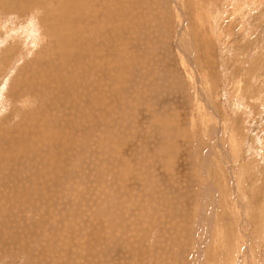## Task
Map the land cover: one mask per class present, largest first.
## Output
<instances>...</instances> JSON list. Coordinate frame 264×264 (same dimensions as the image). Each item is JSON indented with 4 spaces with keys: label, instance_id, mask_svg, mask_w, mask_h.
I'll use <instances>...</instances> for the list:
<instances>
[{
    "label": "rangeland",
    "instance_id": "374dc122",
    "mask_svg": "<svg viewBox=\"0 0 264 264\" xmlns=\"http://www.w3.org/2000/svg\"><path fill=\"white\" fill-rule=\"evenodd\" d=\"M0 155V264H264V0H0Z\"/></svg>",
    "mask_w": 264,
    "mask_h": 264
},
{
    "label": "bare ground",
    "instance_id": "6f19581e",
    "mask_svg": "<svg viewBox=\"0 0 264 264\" xmlns=\"http://www.w3.org/2000/svg\"><path fill=\"white\" fill-rule=\"evenodd\" d=\"M90 23V22H89ZM64 25V24H63ZM90 27V26H89ZM100 28V27H99ZM82 29V28H81ZM101 29V28H100ZM24 31V30H23ZM69 31V30H68ZM76 31V30H75ZM74 32V31H73ZM14 33H16V32H14ZM2 35V34H1ZM4 37V36H3ZM82 37V36H81ZM70 43V42H69ZM76 43V42H75ZM67 45V44H66ZM102 45V44H101ZM105 45V44H104ZM61 46H63V45H61ZM72 46V45H71ZM80 46V45H79ZM107 47V46H106ZM122 49V48H121ZM68 50V49H67ZM82 50V49H81ZM97 51V50H96ZM99 52V51H98ZM74 53V52H73ZM84 53V52H83ZM97 53V52H96ZM78 54V53H77ZM83 55V54H82ZM94 55V54H93ZM95 56V55H94ZM77 57V56H76ZM89 57V56H88ZM78 63V62H77ZM78 68V67H77ZM95 69V68H94ZM81 70V69H80ZM42 72V71H41ZM50 75V74H49ZM48 77V76H47ZM51 78V77H50ZM64 79H65V77H64ZM50 80V79H49ZM45 82V81H44ZM49 83V82H48ZM35 86V85H34ZM70 87H72V86H70ZM75 87V86H74ZM73 87V88H74ZM85 87V86H84ZM98 88V87H97ZM115 90V89H114ZM92 103V102H91ZM91 105V104H90ZM93 105H94V102H93ZM90 107V106H89ZM75 108V107H74ZM77 108V107H76ZM75 108V109H76ZM90 108H93V107H90ZM99 108V107H98ZM59 109V108H58ZM64 109V108H63ZM89 109V108H88ZM87 110V109H86ZM57 111V110H56ZM73 112H74V110H72ZM71 111V112H72ZM78 111V110H77ZM89 111V110H88ZM66 112V111H65ZM60 113V112H59ZM87 114H88V112H86ZM58 114V113H57ZM83 114V113H82ZM85 114V113H84ZM90 114V113H89ZM78 115H80V114H78ZM91 115V114H90ZM92 115H93V113H92ZM38 116V115H37ZM75 118V117H74ZM36 121V120H35ZM32 122V121H31ZM68 124V123H67ZM69 124H70V122H69ZM70 126V125H69ZM16 128H18V127H16ZM57 128V127H56ZM71 128H72V126H71ZM18 129H20V128H18ZM50 130V129H49ZM6 131V130H5ZM54 132V131H53ZM55 132H56V130H55ZM51 133V132H50ZM46 134V133H45ZM49 134V133H48ZM70 134V133H69ZM41 135V134H40ZM48 136V135H47ZM64 136H65V134H64ZM64 136H62V138L64 137ZM7 139H8V137H6ZM56 138H58V137H56ZM3 139V138H2ZM51 139V138H50ZM67 139V138H66ZM71 139V138H70ZM69 139V140H70ZM9 140V139H8ZM39 140V139H38ZM59 140V139H58ZM10 141H13L12 139L10 140ZM50 141V140H49ZM52 141V140H51ZM58 142V141H57ZM65 142H66V140H65ZM64 142V143H65ZM12 143V142H11ZM62 143V142H61ZM21 144V143H20ZM66 144H67V142H66ZM12 145V144H11ZM57 145V144H56ZM55 145V146H56ZM59 145H60V142H59ZM27 146V145H26ZM28 149H30V148H28ZM14 150V149H13ZM20 150V149H19ZM33 150V149H32ZM70 150V149H69ZM68 150V151H69ZM26 151V150H25ZM24 155V154H23ZM4 157H5V155H0V160H2L3 161V159H4ZM51 158H52V156H51ZM28 161V160H27ZM1 162V161H0ZM9 162V161H8ZM4 167V166H3ZM6 180V179H5ZM66 184V183H65ZM22 188V187H21ZM6 190V189H5ZM13 200V199H12Z\"/></svg>",
    "mask_w": 264,
    "mask_h": 264
}]
</instances>
